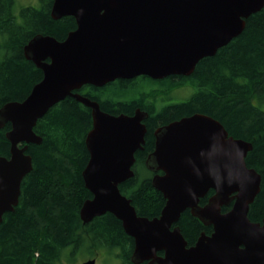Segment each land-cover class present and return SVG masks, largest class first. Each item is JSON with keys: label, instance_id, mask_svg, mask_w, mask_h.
<instances>
[{"label": "water", "instance_id": "95a60500", "mask_svg": "<svg viewBox=\"0 0 264 264\" xmlns=\"http://www.w3.org/2000/svg\"><path fill=\"white\" fill-rule=\"evenodd\" d=\"M263 7L264 0H53L51 18L72 17L76 29L63 41L36 35L23 48L42 79L23 101L0 108V128L10 124L9 158L0 157V223L17 206L21 181L32 170L25 151L41 143L33 131L37 121L70 97L92 116L85 138L89 159L81 174L92 198L79 211L82 223L107 213L115 217L133 240V264H264V218L248 219L261 182L246 166L250 143L230 137L220 122L202 114L157 128L145 166L165 204L158 217H139L119 185L134 176L147 113L110 115L74 93L85 85L100 88L139 76L187 77L200 60L239 36ZM186 210L212 227L190 247L176 226Z\"/></svg>", "mask_w": 264, "mask_h": 264}, {"label": "trees", "instance_id": "16d2710c", "mask_svg": "<svg viewBox=\"0 0 264 264\" xmlns=\"http://www.w3.org/2000/svg\"><path fill=\"white\" fill-rule=\"evenodd\" d=\"M38 2V7L16 9V0H0V108L8 102L23 101L42 79V72L25 59L24 46L36 35L63 41L76 29L72 17L51 18L53 0ZM181 88L193 92L186 100L176 102L174 94ZM74 93L97 102L100 110L110 115L132 116L137 109L147 113L143 150L134 155V176L119 185L137 216L158 217L165 204L151 185L153 173L145 166L154 147L153 132L181 118L202 114L220 122L230 137L251 144L246 166L260 175L261 182L249 206L248 219L261 223L264 7L246 20L239 36L213 56L200 60L187 77L153 80L139 76L100 88L85 85ZM91 128L90 109L70 97L37 121L33 131L41 143L30 144L25 151L31 157L32 170L21 181L17 206L5 213L0 223V264H77L78 258L96 259L100 251L113 253L121 264H133V240L115 217L107 213L84 224L79 216L83 203L92 198L81 175L89 159L85 138ZM9 130V123L0 128V157L9 158L10 144L5 136ZM212 195L210 191L199 205L206 204ZM229 209L223 207L222 212ZM176 226L188 247L202 233H212V227L204 226L189 210L181 214Z\"/></svg>", "mask_w": 264, "mask_h": 264}, {"label": "rangeland", "instance_id": "374dc122", "mask_svg": "<svg viewBox=\"0 0 264 264\" xmlns=\"http://www.w3.org/2000/svg\"><path fill=\"white\" fill-rule=\"evenodd\" d=\"M27 6L38 7L39 2L38 0H16V9ZM0 59H1V54H0ZM192 92L193 90L191 88L178 89L174 94V101L182 102L186 100L188 97H190ZM112 254L113 253H106L100 251L98 257L95 259V264H121L120 261L115 257V255ZM76 261H77L76 263L79 264L87 260L84 258H78ZM62 264H66V263H62Z\"/></svg>", "mask_w": 264, "mask_h": 264}, {"label": "flooded vegetation", "instance_id": "af4514ba", "mask_svg": "<svg viewBox=\"0 0 264 264\" xmlns=\"http://www.w3.org/2000/svg\"><path fill=\"white\" fill-rule=\"evenodd\" d=\"M135 111H136V110H135ZM146 119H147V118H146ZM146 119H145V120H146ZM145 120H144V121H145ZM144 121H143V124H144ZM144 125H145V124H144ZM164 126H165V125H164ZM153 133H154V132H153ZM21 146H22V145H21ZM153 149H154V147H153ZM147 157H148V156H147Z\"/></svg>", "mask_w": 264, "mask_h": 264}]
</instances>
